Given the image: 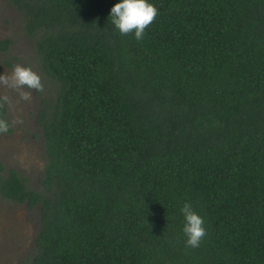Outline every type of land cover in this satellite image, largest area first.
Segmentation results:
<instances>
[{"label":"trees","instance_id":"16d2710c","mask_svg":"<svg viewBox=\"0 0 264 264\" xmlns=\"http://www.w3.org/2000/svg\"><path fill=\"white\" fill-rule=\"evenodd\" d=\"M7 1L51 84L38 187L0 176L38 207L25 264H264V0H149L141 41L108 18L119 0Z\"/></svg>","mask_w":264,"mask_h":264},{"label":"rangeland","instance_id":"374dc122","mask_svg":"<svg viewBox=\"0 0 264 264\" xmlns=\"http://www.w3.org/2000/svg\"><path fill=\"white\" fill-rule=\"evenodd\" d=\"M8 39L7 50L0 48V75L10 74L15 65L30 66L39 74L43 92H31V100H21L16 92L7 94L13 105H5L8 121L20 117L8 134H0V176L14 169L30 188H36L45 160L37 111L43 97L50 95L51 84L44 78L35 55L34 42L23 29L21 18L7 0H0V40ZM38 226V207L27 208L0 197V264H25L34 254L33 237Z\"/></svg>","mask_w":264,"mask_h":264},{"label":"clouds","instance_id":"9594fccd","mask_svg":"<svg viewBox=\"0 0 264 264\" xmlns=\"http://www.w3.org/2000/svg\"><path fill=\"white\" fill-rule=\"evenodd\" d=\"M159 10L149 0H119L110 10L111 23L121 35L134 33L137 41L144 38L145 31L156 20ZM24 89L43 92L44 85L41 77L30 66L15 65L10 74L0 75V109L7 104L13 105L12 98L7 94L8 90L16 92L21 100L30 101L31 92ZM23 123L22 118L17 117L8 121L0 116V134H8L12 128ZM184 217L182 231L186 237V246L196 248L207 235L204 227V219L194 209L190 202H186L180 208Z\"/></svg>","mask_w":264,"mask_h":264}]
</instances>
